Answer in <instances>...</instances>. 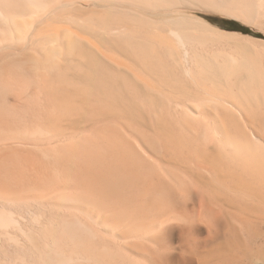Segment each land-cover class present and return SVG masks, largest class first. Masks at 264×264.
Returning a JSON list of instances; mask_svg holds the SVG:
<instances>
[{"label": "bare ground", "instance_id": "1", "mask_svg": "<svg viewBox=\"0 0 264 264\" xmlns=\"http://www.w3.org/2000/svg\"><path fill=\"white\" fill-rule=\"evenodd\" d=\"M0 264H264V0H0Z\"/></svg>", "mask_w": 264, "mask_h": 264}, {"label": "rangeland", "instance_id": "2", "mask_svg": "<svg viewBox=\"0 0 264 264\" xmlns=\"http://www.w3.org/2000/svg\"><path fill=\"white\" fill-rule=\"evenodd\" d=\"M219 19H220V18H217L216 21H218ZM219 22H221V21H219Z\"/></svg>", "mask_w": 264, "mask_h": 264}]
</instances>
